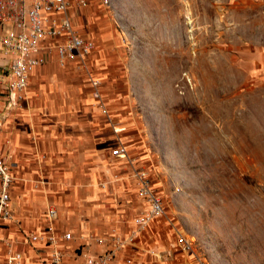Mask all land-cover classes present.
Returning <instances> with one entry per match:
<instances>
[{
	"label": "rangeland",
	"instance_id": "rangeland-1",
	"mask_svg": "<svg viewBox=\"0 0 264 264\" xmlns=\"http://www.w3.org/2000/svg\"><path fill=\"white\" fill-rule=\"evenodd\" d=\"M100 3L125 53L119 92L151 141L165 218L204 264H264V0ZM79 28L101 48L92 24Z\"/></svg>",
	"mask_w": 264,
	"mask_h": 264
},
{
	"label": "crops",
	"instance_id": "crops-1",
	"mask_svg": "<svg viewBox=\"0 0 264 264\" xmlns=\"http://www.w3.org/2000/svg\"><path fill=\"white\" fill-rule=\"evenodd\" d=\"M111 14L100 0H89L86 9L72 13L76 29L79 22L97 29L96 42L101 48L91 55L89 70L101 79L109 116L94 97L85 71L74 65L61 68L54 58L32 73L27 92L30 98L21 104L25 111H10L0 96V154L11 157L16 177L11 205L21 221V227L2 230L1 237L21 239L27 233L44 232L42 215L54 207L59 212L57 233L73 235L72 241L58 244L66 252L65 264H84L81 251L98 255L113 248L115 235L130 239L135 220L146 208L129 165L115 157L113 150L126 146L163 195L152 175L156 166L151 141L126 109L134 99L126 100L119 92L123 83L116 66L124 63L125 53L114 48L117 41L113 39L117 38L110 28ZM170 224L165 217L153 221L117 253L113 264H204L180 248L179 235L184 234ZM19 249L24 252L23 264H43L52 253L42 243L20 245ZM6 256L7 249L0 243V264H5Z\"/></svg>",
	"mask_w": 264,
	"mask_h": 264
},
{
	"label": "built area",
	"instance_id": "built-area-1",
	"mask_svg": "<svg viewBox=\"0 0 264 264\" xmlns=\"http://www.w3.org/2000/svg\"><path fill=\"white\" fill-rule=\"evenodd\" d=\"M87 7L88 0H0V96L6 99L8 107L17 108L25 101L32 73L53 58L62 68L74 65L77 70L90 71L89 60L96 43L92 38L83 37L75 28L72 16L74 10ZM92 86L99 106L109 116L103 104L101 80L92 79ZM109 120L112 122L111 118ZM114 130L118 132V129ZM113 155L129 165L137 184V194L146 208L135 220L136 227L130 239L115 235L113 248L98 255L79 252V256H84V264H113L121 249L133 243L153 221L166 217L164 200L150 173L137 166L136 158L124 145L113 150ZM15 180L10 165L0 154V243L7 249L5 264H23L24 252L19 246L35 243L52 249L49 260L43 264H65L66 252L58 244L60 241H72L73 235L70 232L57 233L59 212L54 207H48L42 215L44 232L27 233L21 239L1 237L2 230L12 225L21 227L11 205V189ZM178 244L184 252H195L193 242L182 234Z\"/></svg>",
	"mask_w": 264,
	"mask_h": 264
}]
</instances>
